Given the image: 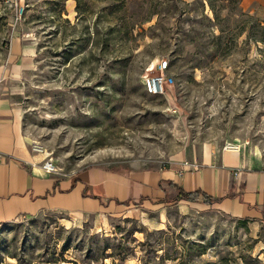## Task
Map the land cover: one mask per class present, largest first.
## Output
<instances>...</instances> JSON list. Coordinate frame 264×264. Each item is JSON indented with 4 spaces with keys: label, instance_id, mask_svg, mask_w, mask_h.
I'll return each mask as SVG.
<instances>
[{
    "label": "rangeland",
    "instance_id": "1",
    "mask_svg": "<svg viewBox=\"0 0 264 264\" xmlns=\"http://www.w3.org/2000/svg\"><path fill=\"white\" fill-rule=\"evenodd\" d=\"M241 2L83 0L79 14L75 0H0V98L60 176L164 169L209 143L264 164V19ZM14 40L32 54L13 56ZM158 64L172 83L151 95L143 80ZM43 249L59 264H264V217L168 202L0 224V264H44Z\"/></svg>",
    "mask_w": 264,
    "mask_h": 264
},
{
    "label": "crops",
    "instance_id": "2",
    "mask_svg": "<svg viewBox=\"0 0 264 264\" xmlns=\"http://www.w3.org/2000/svg\"><path fill=\"white\" fill-rule=\"evenodd\" d=\"M243 8L264 19V0H242ZM27 44V43H26ZM14 40L13 56H29L32 49ZM21 111L0 98V224L42 212H60L72 220L101 219L140 207L175 202L177 191H199L195 202L237 219L264 217V164L258 154L205 145L197 158H176L167 168L124 171L87 167L68 176L45 174L43 158L29 150L21 133ZM171 200V201H170ZM137 204V205H136Z\"/></svg>",
    "mask_w": 264,
    "mask_h": 264
},
{
    "label": "built area",
    "instance_id": "3",
    "mask_svg": "<svg viewBox=\"0 0 264 264\" xmlns=\"http://www.w3.org/2000/svg\"><path fill=\"white\" fill-rule=\"evenodd\" d=\"M165 66L163 64H158L157 73L154 75H147L143 80L144 89L148 94L151 95H163L165 94V87L170 86L172 83V77H168L165 74ZM237 145L233 143H225L223 149L226 150H238ZM29 150L33 154L43 153V150L38 144L32 142L29 145ZM41 169L45 174H55L56 167L52 162V158L45 157L40 163Z\"/></svg>",
    "mask_w": 264,
    "mask_h": 264
},
{
    "label": "trees",
    "instance_id": "4",
    "mask_svg": "<svg viewBox=\"0 0 264 264\" xmlns=\"http://www.w3.org/2000/svg\"><path fill=\"white\" fill-rule=\"evenodd\" d=\"M76 1V11L79 13V14H82V12L80 11V3L83 1V0H75ZM62 12L63 10L59 11L58 13H54V16L58 19H61V15H62ZM57 32V28L55 30L52 31V33H56ZM51 33V32H50ZM199 195H202L203 199L205 201L208 202V204H211L212 203V198H210L209 196L205 195V194H201L199 191H196L194 193H187V192H183L181 189H178L177 191V196H176V199L175 201H180V200H185V201H190V202H195L197 200V197ZM137 205V204H136ZM45 251V252H44ZM43 253L45 255H47L48 257L46 258V260H43L42 263L44 262V264H59V261H63L62 259V256L61 254L62 253H58L55 249L54 250H51L49 252L48 249H43ZM24 258H22V262H20V264H32V263H26V262H23ZM72 264H75L76 262L74 261H70ZM218 264H230L228 262V259L225 258V257H221L218 261Z\"/></svg>",
    "mask_w": 264,
    "mask_h": 264
},
{
    "label": "bare ground",
    "instance_id": "5",
    "mask_svg": "<svg viewBox=\"0 0 264 264\" xmlns=\"http://www.w3.org/2000/svg\"><path fill=\"white\" fill-rule=\"evenodd\" d=\"M148 68H149V67H148ZM154 68H155V66L152 64V65L150 66V68H149V72H150V70H154ZM45 157H48V156L46 155Z\"/></svg>",
    "mask_w": 264,
    "mask_h": 264
}]
</instances>
